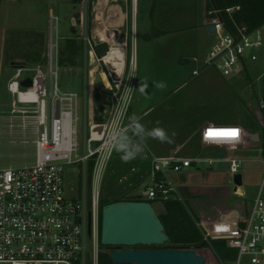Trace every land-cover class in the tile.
<instances>
[{
  "label": "rangeland",
  "instance_id": "obj_1",
  "mask_svg": "<svg viewBox=\"0 0 264 264\" xmlns=\"http://www.w3.org/2000/svg\"><path fill=\"white\" fill-rule=\"evenodd\" d=\"M145 1L134 0L135 13H133L132 0H116L122 6L124 21L120 28L115 27L113 29L114 34H120L121 39H124L125 35L127 36L129 43L128 52L130 53L131 33L133 25H135L134 23L137 24L138 32L135 39L137 62L135 89L143 91V89L148 88L151 94L142 100H135L133 98L130 104L128 120L133 122V126L124 132L116 143L114 153L105 172L104 180L100 186L101 200L133 196L138 189L137 187L141 186L140 191H142L144 186L149 185V179L146 178L139 186H132L131 182H134L136 179L135 173H131L128 179L123 178L121 172L124 171V175L125 172H130V166L129 161L125 162L122 160L121 157L124 154L119 155L121 151L117 148L118 144L123 143L127 147H131L135 142H145L146 144L149 142V145H152V142H154L152 139L155 138L156 140L157 138H149L153 137L149 133L159 128L164 131L166 136V139L163 141L172 143V147L176 146L175 148H179L178 150L181 152V150L183 151V149L188 148L187 144L192 135L190 134L184 137L182 147L179 146L178 141L186 134L194 120L201 116L200 114H212L217 119H223L221 121L215 120V122H207V125H232L238 123V125L243 126V123L246 122L251 124L252 117H255L256 121L260 119V109L258 108L260 84L257 82V74L259 71L257 65H250L249 69L244 68L239 73L228 76L222 75L215 68H208L198 76L188 78L191 73L189 66L182 67V75L174 67L173 72L180 78L176 77L172 79L170 77L171 73L169 75L164 74L169 73L166 72V66L171 65L170 63L175 59L176 54L182 51L189 52L194 49L190 41L194 40L197 36L195 28L198 27L199 18L207 7L209 6V9L211 11L213 10V0H158L159 3L157 2L154 8L152 7L153 2H150L151 5H148ZM100 4L101 0H90L88 20L90 18V21L93 22L95 10L101 7ZM152 8L154 13L157 12L158 17L159 15L166 16L168 20H173L171 23H175L178 20L179 22L175 24L181 28L172 31L170 29L164 36L154 38L150 42L146 41L141 33L143 30L142 25L145 19L148 21L151 19ZM81 9L82 3H74L71 0H0V167L22 166L32 163L34 160V140L38 126V102H19L17 96L9 92L7 84L15 78V73L21 66L26 68V71H23V74L26 76H31L36 66H45L48 44L50 38H54L55 35L61 37L59 42L62 47L70 39L76 40L78 45L82 46L78 51L76 62H72L67 57L63 58L66 54L60 53L57 70L59 75L58 81L62 89L76 90L79 94V134L81 142L77 156L80 157L83 155V32L82 25L76 22L73 15L75 11ZM102 9H106V7ZM154 13L152 14L154 15ZM185 14H188L187 18L185 19V16H183L182 19L180 15ZM103 15L105 16V14ZM211 15H214V13ZM56 17L57 20L55 21ZM202 30L205 31V28L203 27ZM204 36L201 35L198 37L200 47L208 40V36ZM87 39L97 40L93 36L92 23L91 25L88 24ZM151 47L162 49L164 52H161L160 55L158 53L154 56L149 55V59H154L155 65L159 68L155 72L153 68H149L150 74L146 77L145 74L142 75L143 69L141 70L142 72L139 71V61L140 57H145V48ZM88 58V73H90L91 65ZM68 66L72 67L73 70L65 71ZM160 92L161 94L159 95ZM103 95L105 94L101 90L91 84L89 78L87 89V122L90 118L97 119L101 117ZM45 101L47 106L46 117L48 119L49 96L46 97ZM137 125L140 126L139 129L136 127ZM196 131L199 135L202 133L200 130ZM246 131L250 132L248 130ZM248 136L242 134L237 137L240 139L231 138L229 145V141H227V156L230 155L242 160V166L239 172L242 175L241 187L244 197L232 193L234 184L230 179V175H228L227 179H229L227 183L230 198L228 196L227 199H221L222 201H219L221 203L226 202L227 205H230V202H237L243 205V207L248 203L251 205L252 199L255 197L262 180H264V149H262L261 139L253 142V140L250 141L248 139ZM260 137H264L262 132ZM194 139L197 140L198 137L196 136L192 140ZM191 145L192 143L188 144V146ZM148 153L145 154L146 157ZM219 163L214 162V167ZM207 165V162H197V166L201 168ZM84 179L83 167L79 162L66 165L64 170L65 195L72 199L83 200V195L86 191ZM187 181L188 184L193 185L191 188L194 189H197V183L199 184L201 182L197 179V176L192 178L190 175H188ZM199 185L202 186V184ZM182 187H185V185L182 184L180 188L177 187L178 192L172 193L171 200H177L181 209H184V211L190 214L189 216L200 232L202 234L206 233L209 236L210 243L211 241L212 243L215 242V238L208 233L207 225H204L203 220H200L201 218L197 215L198 203L196 202L198 200H194L195 197L187 196L186 190L182 189ZM186 187H189V185ZM191 188L189 187L188 190L191 191ZM140 191L137 193L138 196L141 195ZM140 198L147 200L142 195ZM157 200L160 199L156 198L151 201L155 207L157 206L158 216L165 222L162 218L165 209L156 203L158 202ZM213 201L218 200L214 199ZM166 202L162 201L163 205ZM201 206L199 205L198 207L200 208ZM245 222L246 218L241 221V224L239 223L241 229L245 226ZM180 231L183 233L182 230ZM210 243L202 247V250L205 251L207 256L206 264H220L217 256L220 255V257H223L224 252L217 249L216 245L215 247L211 246ZM145 246L139 245L138 247L143 248ZM153 246L150 245V247ZM90 249L91 240L87 237L84 264H91ZM82 260L83 258L75 262V264H83Z\"/></svg>",
  "mask_w": 264,
  "mask_h": 264
},
{
  "label": "built area",
  "instance_id": "obj_2",
  "mask_svg": "<svg viewBox=\"0 0 264 264\" xmlns=\"http://www.w3.org/2000/svg\"><path fill=\"white\" fill-rule=\"evenodd\" d=\"M239 6L227 7V12ZM215 38L200 56L191 60L195 67L191 77L198 76L208 68L217 69L222 75H234L250 65L259 68L257 82L258 108L261 126L258 134L264 149V23L249 28L246 24L235 23L234 28L226 27L215 8ZM57 17L55 18V21ZM116 42L106 41L108 50L99 56L95 44L103 41L87 39V58L94 69L105 74L107 82L102 91L101 117L86 120V144L83 155L78 157L79 134V94L76 90L62 89L58 81V57L61 44L58 37L50 38L45 66H36L31 76H26L20 67L15 78L8 82L7 88L13 95L19 90L32 89L37 96V131L34 140L35 153L32 163L22 166L0 167V264H75L83 258L86 238L91 240V264H98L99 220L101 211L100 186L104 180L109 161L119 137L131 129L133 122L128 120L130 104L135 92V54L134 25L131 33V51L128 52V38L117 34ZM112 47L121 48V57L114 65L106 57ZM67 67L65 71H72ZM29 77L31 86L22 87L20 81ZM49 96V118L46 117V97ZM211 130H237L239 135H249L256 142L255 132H247L241 125H205L201 139L207 144H227L231 137L211 134ZM205 131V132H204ZM232 147V146H231ZM151 163V180L141 193L147 200L167 201L177 192L169 171H180L193 162L192 158L148 153ZM92 160L90 178L86 185V166ZM202 159L196 158L194 161ZM83 162L84 187L83 200L65 195V166ZM211 162V160H209ZM230 179L239 172L242 160L227 156ZM236 194H240L235 189ZM140 195V196H141ZM88 211L90 212V235L87 234ZM207 234H203L207 240ZM227 256L220 257V264H264V180L252 199L245 226L226 239ZM229 252V253H228ZM82 253V257H81ZM82 260V263H83Z\"/></svg>",
  "mask_w": 264,
  "mask_h": 264
},
{
  "label": "crops",
  "instance_id": "obj_3",
  "mask_svg": "<svg viewBox=\"0 0 264 264\" xmlns=\"http://www.w3.org/2000/svg\"><path fill=\"white\" fill-rule=\"evenodd\" d=\"M150 2H153V8L155 7V4L159 1L158 0H154V1H148L146 0L145 3L146 4H150ZM110 3H112L116 8L119 9V11L122 13V6L120 5V3L116 2V0H110ZM137 3V2H136ZM106 7L104 4V1L101 0V4H100V9H102L103 7ZM160 6V4H159ZM136 8V7H135ZM153 8H152V12H151V19L148 20H144V24L142 25V36L144 39H146V41H149L157 38V37H162L164 35L167 34V32L172 30H177L180 29L181 27H177L178 25H176V22H179L178 20L175 23H171L173 20H168V18H166V16H161L156 14L157 12H153ZM214 9V6L212 7ZM103 14H105V16L98 12L97 9L95 10V17L94 20H97L99 18L104 19V25H108V27L111 28H115V27H121L124 19H123V14L121 15V20L115 21V22H110L108 20V7H106V9H102ZM211 9H209V6L207 7V9L205 10V12L201 15V17L199 18V23H198V27L195 28L197 31V36L195 37L194 40H191V45L194 47V49L190 50L189 52L187 51H182L179 54L175 55V59L173 61H171V65H167L166 66V72L169 73H164L166 75H169L171 73V78L175 79L180 78L178 77V75L176 76V74L173 72L174 71V67L175 69L179 72L180 75H182L183 73V69L182 67H188L192 69L195 67V63L191 60L192 57L194 56H200L203 54V52L211 45V43L213 42V38H215V35L213 34V32H209L208 30V26L212 24V18L214 15H211L212 13L210 12ZM154 13V15L152 14ZM185 16L184 18L186 19L188 14L185 15H180V17ZM93 20V22H94ZM92 21H90V18L88 20V24L93 26ZM134 32H135V39H136V35L138 32V27L137 24L134 23ZM102 25V24H101ZM168 25V26H167ZM203 27L205 28V31L202 30ZM201 35H205L204 37L208 36V40L207 42L200 47L199 46V36ZM212 37V39H211ZM136 42V40H135ZM145 57L142 56V58L140 57V61H139V71L142 72L145 76H149L150 74V69L153 68V71H157V68H159L158 66L155 65L154 63V59H149V55H157V53L160 55L161 52H164V50L162 49H156V48H145ZM175 62V65H174ZM149 65H151L150 67H148ZM174 65V66H173ZM143 69V70H142ZM171 69V71H170ZM142 70V71H141ZM205 71V70H204ZM202 73V72H201ZM200 73V74H201ZM141 75V74H140ZM165 75V77H166ZM160 76V75H158ZM156 76V77H158ZM159 78V77H158ZM188 78H192L191 77V73L188 76ZM151 94L150 90L148 88L143 89V91H138L137 89H135L134 92V97L135 100H142L144 99V97H146L147 95ZM161 94V92L159 93V95ZM136 95V96H135ZM201 116L199 118H196L194 120V122L192 123L191 127L188 128V131L186 132V134H184V136L181 137V139L178 141L179 142V146L182 147V143H183V139L184 137L189 136L190 134L191 139L189 141V143H192L191 146H188L187 144V149H183V151L181 150V152H179V148H175L176 146L172 147V143H168L167 141H162L159 140V138H157L155 140L154 137H149V138H154L152 139V141L154 140V142H152V145H149V142L146 144L145 142L141 143V142H135L134 144L131 145V147H128L129 149L135 150L136 147H139L142 149V151L138 152L136 154V156L129 160V166H130V172H125L124 175V171L121 172V174H123V178L128 179L131 173H135L136 174V179L134 180V182H131L132 186L135 185H140L141 182L143 180H145L146 178L149 179V182L151 180V176H152V172H151V163H150V158L149 155L146 157L145 154L149 152H153L154 154L157 155H172V154H176L178 156H182V157H186V158H192L193 162H191V167H184L182 168L180 171H169L168 172V176L169 178L173 181V183L175 184L176 188L179 187L183 184L185 185V187H182V189L186 190V194L187 196H192L195 197L194 200H198L196 203L197 204V215L198 217H200V220H203L204 225H207V230L211 231L212 233H216L217 235H220L219 232L220 230H222L225 235L231 236L234 233H236V231H238L239 229V223L244 220L247 217V214L249 212V209L251 206L249 203L245 204L246 206L243 207V205L238 204L237 202H230V205H227V203H221L219 202L221 199H227V197L229 196L230 198V192H229V186H228V179L227 176L229 175L228 172V166H227V144L223 145V144H207L205 142L202 141L201 137L202 134H198L196 130H200V132L202 131V128L207 125V122H215V120L217 121H221L223 119H217L214 116H212V114H200ZM217 124H227V123H217ZM205 132V131H204ZM209 133L211 134H223L225 135L227 133V130H211L209 131ZM198 137L197 140H192L194 137ZM185 141V140H184ZM147 150V151H146ZM146 151V152H145ZM145 152V154H144ZM122 153L124 154L123 151H121V153L119 155H122ZM199 158L202 159L200 161H194V159ZM209 160H211V162H209ZM197 162H207L208 165L204 166L203 168H201L200 166H197ZM214 162H220L216 167H214ZM223 162V163H222ZM76 163V162H75ZM81 164L82 167H84V163L83 162H79ZM195 163V164H194ZM225 163V164H224ZM121 166V165H120ZM121 169V168H120ZM188 175L192 176V178H194V176H197V179L200 180L201 182L199 184H202V186H200L197 183V189L191 188L193 187V185L188 184L187 181V177ZM201 178V179H200ZM181 182V183H180ZM191 188V191H189V187ZM196 187V185H195ZM137 191L134 193V195H137V193H139L141 186L137 187ZM145 186L142 188V191H140L141 193L143 192ZM194 190H196L194 192ZM177 192H178V188H177ZM232 193H235V186L233 187ZM239 195L240 197H244V193L242 192V187L240 186V191H239ZM237 195V196H239ZM171 199V198H170ZM218 200V201H213V200ZM169 200V199H168ZM206 201V202H205ZM222 201V200H221ZM158 205L164 207L162 202H156ZM204 204V206H203ZM199 205H202L200 208L198 207ZM154 206V205H153ZM157 207V206H156ZM155 208L156 212H157V208ZM249 207V208H248ZM206 208V209H205ZM208 208V209H207ZM159 213V212H157ZM165 214V211L164 213ZM244 214H246L244 216ZM220 222V223H218ZM214 229H211V225H214Z\"/></svg>",
  "mask_w": 264,
  "mask_h": 264
},
{
  "label": "water",
  "instance_id": "obj_4",
  "mask_svg": "<svg viewBox=\"0 0 264 264\" xmlns=\"http://www.w3.org/2000/svg\"><path fill=\"white\" fill-rule=\"evenodd\" d=\"M123 1V0H122ZM90 0H83L82 9L73 13L76 22L82 25L83 32V115H82V149L86 144V120H87V89H88V64H87V34H88V6ZM215 26H208L209 32H213ZM63 47H61V50ZM95 50L99 56L105 55L108 50L106 41L95 44ZM96 65V62H94ZM91 67V66H90ZM29 77L20 81L22 87L31 86ZM93 84L101 91L106 87L101 81L98 71L93 75ZM257 140H259L258 134ZM235 186L242 185V175L236 172L232 176ZM87 234L90 235V212L88 211ZM215 239L226 236L215 235ZM168 240L164 224L158 216L150 200H116L101 206L100 243L106 247L109 259L114 264H206L207 256L202 247L189 246H163ZM139 245H154V247L139 248ZM84 264V260H83Z\"/></svg>",
  "mask_w": 264,
  "mask_h": 264
},
{
  "label": "trees",
  "instance_id": "obj_5",
  "mask_svg": "<svg viewBox=\"0 0 264 264\" xmlns=\"http://www.w3.org/2000/svg\"><path fill=\"white\" fill-rule=\"evenodd\" d=\"M74 3H82L83 0H71ZM213 6L216 10L219 11V15L223 24L230 28H234L235 23H243L246 24L249 28L257 26L258 24L264 23V0H213ZM231 6H239L237 10L232 13L226 11L227 7ZM82 48V46L78 45L76 40H67L66 45L60 50L59 54H66L63 58H69L72 62L77 61L78 51ZM251 124L248 122L243 123V128L252 131L258 132L260 131L261 126L259 121H256L255 117H252ZM250 120V119H249ZM238 124V123H236ZM92 168V160L86 166V185H88L90 178V170ZM143 200L138 195L128 196V197H118L112 200H101V206L105 203L116 201V200ZM152 202V201H151ZM165 206V214H162V218L165 222L164 228L168 235V240L163 246H189L194 248H200L203 243H210L209 236H207V240L204 239L203 234L200 232L198 227L195 225L190 214L182 210L180 204L177 200H167L164 203ZM100 220H101V211H100ZM100 220H99V245L100 251L98 254V264H114L108 255V251L105 246H102L100 243ZM241 224V222H240ZM214 225H211V229H214ZM183 233H181V231ZM208 233L212 236L217 235L216 233H212L208 230ZM214 234V235H213ZM220 236H226L225 238L215 239L216 241L210 243L211 246L217 247V249L224 252V256H227L226 250V239L229 236L228 233H225L220 230ZM80 264V263H79Z\"/></svg>",
  "mask_w": 264,
  "mask_h": 264
},
{
  "label": "bare ground",
  "instance_id": "obj_6",
  "mask_svg": "<svg viewBox=\"0 0 264 264\" xmlns=\"http://www.w3.org/2000/svg\"><path fill=\"white\" fill-rule=\"evenodd\" d=\"M104 4L106 7H108V20L110 22H115L121 20V15L122 13L119 11L118 8H116L112 3H110V0H103ZM115 1V0H114ZM97 3V1H96ZM132 4H133V13H135V3L134 0H132ZM103 7V5H102ZM97 11L103 14L102 9H98ZM103 18V17H102ZM99 18L97 20H94V24H93V36H95L96 38H99L101 40L104 41H109L111 42H116L117 40V36L114 34L113 28L110 29V27H108V25H104V19ZM102 24V25H101ZM121 51L122 49L119 48H115L112 47L111 50L108 52V54L106 55V57H108L109 59H111L114 63V65L117 64V60L121 57ZM94 62H95V58L93 56L92 59V65H91V69H90V81L91 84H93V75L95 74V72L97 70L94 69ZM101 76H102V80L103 82H107L105 74L103 72H101ZM17 100L19 102H23V103H36L37 100V96L36 94L33 92L32 89H29L28 91L24 92L22 90H19V93L17 95ZM237 191H240V187H237Z\"/></svg>",
  "mask_w": 264,
  "mask_h": 264
},
{
  "label": "clouds",
  "instance_id": "obj_7",
  "mask_svg": "<svg viewBox=\"0 0 264 264\" xmlns=\"http://www.w3.org/2000/svg\"><path fill=\"white\" fill-rule=\"evenodd\" d=\"M136 127H137L138 129L140 128L139 125H137ZM149 134H150L151 136H153V137L159 138V139L162 140V141H163L164 139H166V136H165L164 131H163L162 129H159V128L154 129V130H153L151 133H149ZM117 148H118V150L124 152V155H123L121 158H122V160H124L125 162H127V161L133 159V158L136 156V154H137L138 152L142 151V149L139 148V147H136L135 150H131V149H129V148H128L125 144H123V143L118 144V145H117Z\"/></svg>",
  "mask_w": 264,
  "mask_h": 264
},
{
  "label": "snow or ice",
  "instance_id": "obj_8",
  "mask_svg": "<svg viewBox=\"0 0 264 264\" xmlns=\"http://www.w3.org/2000/svg\"><path fill=\"white\" fill-rule=\"evenodd\" d=\"M225 135H228L231 138H235L236 136H238V131L237 130H232V131L226 133Z\"/></svg>",
  "mask_w": 264,
  "mask_h": 264
},
{
  "label": "flooded vegetation",
  "instance_id": "obj_9",
  "mask_svg": "<svg viewBox=\"0 0 264 264\" xmlns=\"http://www.w3.org/2000/svg\"><path fill=\"white\" fill-rule=\"evenodd\" d=\"M75 20H77L76 18H75ZM81 25V24H80ZM136 247H138V246H136ZM145 247H150V246H145ZM154 247V246H153Z\"/></svg>",
  "mask_w": 264,
  "mask_h": 264
}]
</instances>
